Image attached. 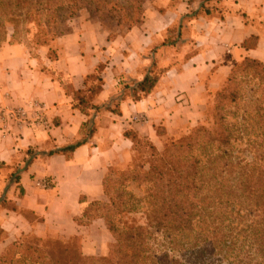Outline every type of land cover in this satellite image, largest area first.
<instances>
[{
    "label": "crops",
    "instance_id": "obj_1",
    "mask_svg": "<svg viewBox=\"0 0 264 264\" xmlns=\"http://www.w3.org/2000/svg\"><path fill=\"white\" fill-rule=\"evenodd\" d=\"M142 8L141 23L111 41L99 22L84 19L55 40L53 61L48 48L36 54L18 44L0 48V255L28 235L76 239L82 255H105L112 237L104 221L80 226L74 219L103 200L108 168L130 161L125 132L159 147L200 123L208 93L236 64L245 58L264 64V0H143ZM250 38L256 44L244 47ZM100 64L102 90L91 101L99 110L83 113L64 86L86 90ZM155 69L163 73L149 94L120 97L121 83L140 82ZM115 105L117 114L110 111ZM15 109L24 110V120L9 115ZM90 119L93 135L60 152L84 139ZM28 154L34 158L23 169ZM42 181L48 188L37 186Z\"/></svg>",
    "mask_w": 264,
    "mask_h": 264
},
{
    "label": "trees",
    "instance_id": "obj_2",
    "mask_svg": "<svg viewBox=\"0 0 264 264\" xmlns=\"http://www.w3.org/2000/svg\"><path fill=\"white\" fill-rule=\"evenodd\" d=\"M121 1L130 5L118 0H0V48L18 44L31 54L48 48L53 61L54 42L64 35L60 25L81 12L94 14L103 27L99 18H123L116 25L120 32L138 26L143 0ZM107 31L108 41L119 33ZM30 44L37 47L34 52ZM255 44L250 38L244 47ZM103 69L100 64L86 79V90L64 86L83 113L99 110L91 101L102 90ZM162 73L155 69L140 82L121 83L120 97L140 100ZM244 100L250 112L240 113ZM110 111L117 114V106ZM203 116L205 121L161 152L147 138L125 132L134 166L108 168L103 200L87 204L74 219L80 226L104 221L113 239L105 256L82 255L76 239L28 235L5 247L0 264H264V64L250 58L236 64L222 87L208 93ZM87 127L83 140L60 152L71 153L85 143L94 133L91 119L84 124ZM33 158L28 154L23 169ZM21 170L12 180H18ZM131 184L145 186L144 212L142 199L126 190Z\"/></svg>",
    "mask_w": 264,
    "mask_h": 264
},
{
    "label": "rangeland",
    "instance_id": "obj_3",
    "mask_svg": "<svg viewBox=\"0 0 264 264\" xmlns=\"http://www.w3.org/2000/svg\"><path fill=\"white\" fill-rule=\"evenodd\" d=\"M118 3L119 4H122V5H125V6H129L130 5V1H127V2H122L121 0H118ZM84 19H86L87 21L88 20H93V21H97L98 22V19L95 17L94 14H89L87 12H81L80 14H77L75 17L71 18V19H66L61 25H60V31L62 34H66L68 33L71 29L73 28H76L79 26L80 23H82L84 21ZM101 21H102V24L104 25L105 28L107 29H110L112 32H118L120 29L118 27H116L117 23H121V20L123 18H99ZM122 30L121 31H124L125 28H121ZM120 32V31H119ZM33 48H37L35 45L33 44H30L29 45V49L34 52V49ZM36 52V51H35ZM34 52V54H36ZM247 90H249L250 92V87H247ZM248 103L247 100H244L243 102H241L240 104V107H239V111L240 113H242L245 109H247L248 107H245ZM248 112L249 109H247ZM12 111V110H11ZM203 121H205V117L203 116L202 117V120L200 121V123H202ZM157 132H160L161 135H162V129H158ZM185 133L183 134H178L176 136H173L172 138H169L167 139L166 141L162 142V145L159 147H156L154 146L159 152H161L173 139H175L176 137L178 136H182L184 135ZM142 138V137H141ZM149 140V139H148ZM150 141V140H149ZM152 143V142H151ZM153 144V143H152ZM243 147V146H241ZM240 147V148H241ZM136 164V163H135ZM137 164H140V162H137ZM126 166H128V168L130 167H133L134 166V162L132 161H128L127 163H124V164H120L119 166H114V170H122L123 168H125ZM128 192H130L134 197L136 198H139V199H142V203H141V206H142V209L140 211L144 212V209L147 207V203H146V200L144 199V196H145V186H137L136 184H131L127 189H126ZM31 236V235H30ZM25 237H28V236H23L21 238L18 239V241H24L25 240ZM159 241H160V244H161V240L160 238H158ZM112 242H113V239H112ZM111 242V243H112ZM157 244V241L155 242ZM77 247H78V250L80 252V249H79V244L77 242ZM162 249V247L160 248ZM108 252V250H107ZM107 254V253H106ZM105 254V255H106ZM105 255H102V256H105ZM102 256H98V257H102Z\"/></svg>",
    "mask_w": 264,
    "mask_h": 264
},
{
    "label": "built area",
    "instance_id": "obj_4",
    "mask_svg": "<svg viewBox=\"0 0 264 264\" xmlns=\"http://www.w3.org/2000/svg\"><path fill=\"white\" fill-rule=\"evenodd\" d=\"M9 115L14 119V120H24L26 113L24 112L23 109H15L9 112ZM49 183L47 181H42L37 183V186L41 188H48Z\"/></svg>",
    "mask_w": 264,
    "mask_h": 264
}]
</instances>
